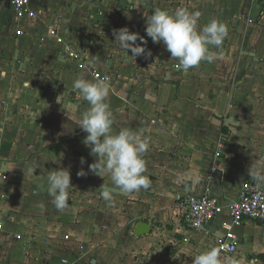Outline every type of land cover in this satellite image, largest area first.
Listing matches in <instances>:
<instances>
[{"label":"crops","instance_id":"1","mask_svg":"<svg viewBox=\"0 0 264 264\" xmlns=\"http://www.w3.org/2000/svg\"><path fill=\"white\" fill-rule=\"evenodd\" d=\"M159 2V9L175 13L166 2ZM187 9L199 13L198 30L213 19L227 26L228 35L222 45L208 46L213 60L182 71L174 67L178 61L169 52V56L158 53L161 59L155 57V62L134 73L130 71L131 64L109 56L113 53L112 47L104 44L106 38L97 37L99 42L93 48L73 44V39L81 40L88 32L91 36L110 32L115 11L123 26L120 29L126 27L130 31L137 27L135 32L147 41L142 46L150 51L152 40L146 35L143 18L127 15L112 0H31L32 14L22 19L17 18L10 0H0L1 25L18 43L26 39L33 42L27 49L17 51L0 48V222L6 224L0 264H22L17 253L22 245L44 246L40 249L43 251L30 255L38 259L37 263L45 264L55 250L57 256L48 264H83L88 260L82 252L78 257L75 254L79 245L85 246L78 232L79 218L86 216L85 211L79 213L74 207L58 210L47 181L49 172L55 170L57 157L61 158L65 150L86 148L83 141L87 133L79 128V120L90 105L73 87V81L81 75L93 82L107 76L113 132L123 128L140 131L149 143L143 158L150 187L132 194L117 190L111 202L105 201L98 191L100 199L92 210L102 228L121 229L122 251L129 247L137 251L130 264H193L195 256L216 247V240L227 230L240 240L235 264H264V224L245 221L234 225L226 210L207 230L190 232L182 228L178 207H170L164 214L163 204L174 195L207 194L226 204L237 201L244 185L251 182L249 167L264 159V1L252 4L249 0H187ZM50 27L62 39L60 44L50 36ZM18 30L22 31L21 36L16 34ZM46 42L61 46L46 47ZM154 44L155 51L166 54L163 43ZM8 52H16L17 57L10 64L3 62V55ZM103 54L109 55L100 58ZM25 57L28 68L22 69ZM19 68L24 73L20 74ZM11 69L15 75L8 74ZM35 70L39 71L34 74ZM39 85L48 87V99L42 96L40 101H31L25 95L19 97L21 87L27 90L26 94L29 87ZM64 86L72 87V99L65 96ZM51 87L57 89L49 93ZM151 100L169 109L144 108ZM198 103L207 106L194 109ZM6 118L11 122H5ZM18 118L22 120L16 124L14 119ZM153 118H168L170 122L162 127L160 123L166 122ZM212 119L219 125H212ZM64 122L75 130L70 137ZM2 141L11 145L8 156L2 153ZM193 169L200 173L198 184L177 182L178 176ZM95 176L96 183L101 181L99 184L103 185V178ZM117 198L130 201L117 202ZM117 204L120 213H112ZM66 214L74 218L71 225L60 222ZM140 222L149 223L151 232L136 237L134 231ZM217 232L221 233L219 238ZM52 240L57 244L49 247ZM112 254L114 251L110 253L114 258ZM223 258V264H232ZM108 262L115 264L114 259ZM93 263L102 261L93 259Z\"/></svg>","mask_w":264,"mask_h":264},{"label":"clouds","instance_id":"2","mask_svg":"<svg viewBox=\"0 0 264 264\" xmlns=\"http://www.w3.org/2000/svg\"><path fill=\"white\" fill-rule=\"evenodd\" d=\"M199 13H191L186 8H180L170 14L166 10L157 9L146 17V35L153 43H163L171 58L177 60L175 68L182 71L197 66L201 61L211 62L214 54L209 51V45L219 48L228 35L227 26L218 20H211L206 26L197 29ZM115 41L124 51L132 53V58L152 54L146 50L147 41L138 33L130 32L128 28L114 30ZM139 41V43H137ZM73 87L79 91L90 108L82 114L79 128L87 133L83 143L95 156L96 162L89 165V170L101 178L110 176L113 187L102 186V198L111 202L113 194L119 190L132 194L150 187V179L144 175L146 162L144 153L149 148L148 140L143 132L128 128L113 132V114L107 103L111 85L105 76L99 81H90L83 75L73 81ZM83 164V159L81 160ZM79 176L86 173L81 170ZM250 180L256 185L264 186V159H260L248 169ZM178 183L198 184L200 173L195 169L187 171L177 178ZM48 191L53 196V203L58 210L66 207L71 185L70 171L59 169L50 171L47 176ZM219 238L220 232L216 233ZM193 264H223L220 250L216 247L195 256ZM235 264V262H232Z\"/></svg>","mask_w":264,"mask_h":264},{"label":"rangeland","instance_id":"3","mask_svg":"<svg viewBox=\"0 0 264 264\" xmlns=\"http://www.w3.org/2000/svg\"><path fill=\"white\" fill-rule=\"evenodd\" d=\"M114 2V5L116 6V8H118L119 10H122L124 13H126L127 15H135L137 17L143 18V24L146 23V17L151 15L155 10L159 9L158 8V3L159 0H112ZM162 2H166V4L168 3L165 0H162ZM168 5V4H167ZM166 5V6H167ZM165 6V7H166ZM167 8V7H166ZM119 10H116L117 12ZM169 12V9H168ZM114 18V21H111V28H110V32L106 33V34H97L98 36H91L88 32L85 36L82 37V39H73L74 43L76 46L81 47V45L83 46H91L93 48V46L99 42V40L97 39V37H101V38H106L105 41V45L106 47H112L111 52L113 54L109 55V54H103L100 55V58H106L109 56L114 57L115 59H117L120 63H128L132 65V68L130 69L131 72L137 73L139 70H141V67L144 65H147L151 62H155L152 61V59H154L155 57H158L157 54L159 53L161 56L162 55H170L168 54L166 49H163L162 51L166 52L161 54V52H157L154 49L156 48V45L152 42V44H149L148 49H150L151 52V56L147 57V56H140V57H136L135 59L132 58V53L130 52V50L128 52L124 51L123 49L120 48L119 46V42L115 41V37L113 35V31L114 30H119L120 27L122 26V23L120 21H118L117 17H116V12L114 11V14L112 16ZM87 28V27H85ZM90 29V28H89ZM134 29H137V27ZM130 30L131 32H135V30ZM97 30V29H95ZM93 31V30H92ZM98 31V30H97ZM103 32H106V30H102ZM9 31L6 30V28L4 27V25H1L0 23V48H4V49H13L17 51V48L20 49H27L28 46H32L33 42H29L27 39L22 40L18 43L17 39H15L9 32V36H7ZM100 33V32H99ZM136 33V32H135ZM105 35V36H104ZM113 35V36H111ZM108 38V39H107ZM71 40V39H70ZM137 43H139L137 41ZM162 43V42H161ZM161 43H157L159 45H161ZM44 45H46V47H52L55 48V46H61V45H56L55 43H50V42H46ZM15 48V49H14ZM8 54V55H6ZM16 52L13 53H5L3 56V62L5 61L7 64H10L12 62L15 61V59L17 57H15ZM11 56H13V58H10ZM27 57V55H26ZM25 58H23V63H25V66L22 67V69H27L28 68V63H26L25 60H27ZM144 58H146V60H144ZM157 59H161V58H157ZM156 59V60H157ZM28 61V60H27ZM146 61V62H145ZM12 68V67H10ZM21 68L18 69L19 73L22 74L24 73ZM39 70H35L32 71L34 74L37 73ZM129 71V70H128ZM31 72V73H32ZM9 75H15V71L14 70H10L8 72ZM18 74V75H20ZM20 77V76H19ZM22 79V78H20ZM42 88L44 90V92L40 89ZM51 92L49 93H53V91H55V87H51ZM64 89L67 91V94L65 96H67L68 98H73L72 96V87L70 86H64ZM22 90L19 94L20 95H25L29 98V100L31 101H37L39 99H42V96L44 97L43 99H48L47 95L48 94V87H44L43 85H39L38 87H29L28 92L26 94H24L27 90H24L22 87ZM15 93V92H14ZM17 94V91H16ZM23 99H20L19 101H21ZM40 101V100H39ZM4 105V104H3ZM195 108L197 109V106H200V108H204L207 105H201L200 103H198V105L195 104ZM146 109H149L151 111H162V109H169V106L163 105V106H159L157 102L154 101H150V102H146L145 103V107ZM165 111V110H163ZM184 117V116H183ZM21 118H18L17 120L14 119L15 123L18 124ZM168 119V118H167ZM166 118L164 119H158V118H153V120L158 121H165L166 123L163 124L162 122L160 123V125L162 127H167V122H170V119L167 120ZM7 123L11 122L10 118H6L5 119ZM22 120V119H21ZM148 120V119H147ZM216 121L212 119V125H219L218 123H215ZM65 124H63L64 126L67 127L68 129V137L72 136L73 133L75 132V130L73 129L72 126H70L69 123L64 122ZM182 123H186V118H182ZM163 124V125H162ZM177 125L179 123H176ZM85 148V147H83ZM80 148L79 149H74V148H68L66 151V153H64L61 158H59V156L57 157L59 160L56 161V165H55V170H59L61 168L63 169H67L70 171V175H71V185L73 187V189L70 190V194H69V199L67 202V205L65 208H69V207H74L75 209H77L76 211L80 213V211H85L84 213H86V216L84 217H80L79 218V223H78V232L80 233L82 240L85 243V246H78L77 248V257L82 255V253H84V256H86V262H84L83 264H92V260H101L102 263L101 264H109V260L110 259H114L115 264H130V262L132 261L133 257H134V253H136L137 251L133 248L131 250V247H129L126 251H122V247L120 244V240H122V234L123 232L121 231V229H117L114 228L112 230L110 229H105L102 228L103 224H99V222L96 219V213H94L92 210L95 209V203L98 199H100V196L98 195V191L99 194H101V192L103 191V187L102 186H109L112 184L111 179H109L107 181V178L110 177H103V185H100L99 181L98 183H96L95 178L96 176L89 170V165L93 164V162H96L95 159H97L95 156H92L90 154V150L88 147H86L85 149ZM2 151L7 152L8 151V146H4ZM93 157V158H92ZM83 159L84 163H81V160ZM93 159V160H92ZM81 170H83L86 175L85 176H79L78 172H80ZM41 172V169L39 170ZM93 176V177H92ZM95 176V177H94ZM166 179V178H165ZM105 180V181H104ZM99 186V188L97 189V187ZM178 197H181L180 195H174L172 197L167 198V202H165L163 204V210H164V214L166 215L168 213V209L170 207H178L180 209V205L178 203ZM117 200V202H123L125 200L130 201L129 199H120L117 198L115 199ZM153 201H157L159 202L158 199H152ZM135 200H131V202H133ZM140 202V199L138 200ZM81 212V213H82ZM112 213L116 212V213H120V207L117 205H115L113 207V210L111 211ZM182 212L180 210L179 214H177L178 218L180 219L182 216ZM149 217V215H148ZM61 221L60 222H67L70 223L69 225H71V220H73V217L68 216L67 214L64 215L63 217L60 218ZM154 222V220H153ZM7 223V222H6ZM6 226V224H5ZM70 227V226H69ZM68 227V228H69ZM182 228L185 230L184 227V223L182 222ZM65 231V230H63ZM58 241V240H57ZM103 241L108 242L107 244H102ZM119 241V242H118ZM59 242V241H58ZM55 244H57L56 241H53L51 243H49V247L54 246ZM63 246H70V244H62ZM68 246V247H69ZM44 248V246L39 247H32V246H26V245H22V247H19V251H17V253H19L20 256V261L23 262L22 264H33V258L30 256L31 254H37L38 251L41 248ZM100 247V248H98ZM84 248V251H82V249ZM110 249V250H109ZM44 250V249H43ZM40 250V251H43ZM109 250V251H108ZM56 251V252H55ZM54 252H51L49 255L50 257L48 258V261L51 258H54V255L57 256V250H55ZM114 251V258H112V256H110V253ZM59 252V251H58ZM82 252V253H81ZM62 254V252H61ZM109 255V256H108ZM223 258V257H221ZM236 256L232 255L230 257H224L223 259L229 263H232L235 261ZM38 259H35L34 261H36L34 264H43V262L41 263H37ZM48 261H46V263L48 264ZM53 261V259H52ZM45 263V264H46ZM54 264V263H52ZM95 264V263H93ZM98 264V263H96ZM133 264V263H132Z\"/></svg>","mask_w":264,"mask_h":264},{"label":"built area","instance_id":"4","mask_svg":"<svg viewBox=\"0 0 264 264\" xmlns=\"http://www.w3.org/2000/svg\"><path fill=\"white\" fill-rule=\"evenodd\" d=\"M165 1H167L168 6L174 10L180 8L187 9V0ZM249 1L252 4H259L264 0ZM10 2L18 19L32 14L30 10L31 0H10ZM16 34L21 36L22 31L18 30ZM49 34L59 44L62 42V39L53 27L49 28ZM178 203L182 212L181 216L185 230L190 232L207 230L210 224L218 219L226 210L234 225H241L245 221H254L264 224V186L256 185L252 181L244 185L239 199L229 204H226V202L216 196L207 194L201 196H181L178 197ZM5 230V224L0 222V245H2L5 240ZM15 237L18 239L22 238L20 235H16ZM239 244V238L229 230L216 240V248L220 250L221 257H230L234 255L238 250ZM63 263L65 264V261H63Z\"/></svg>","mask_w":264,"mask_h":264},{"label":"water","instance_id":"5","mask_svg":"<svg viewBox=\"0 0 264 264\" xmlns=\"http://www.w3.org/2000/svg\"><path fill=\"white\" fill-rule=\"evenodd\" d=\"M151 232V225L147 222H140L134 231V236L142 237Z\"/></svg>","mask_w":264,"mask_h":264},{"label":"trees","instance_id":"6","mask_svg":"<svg viewBox=\"0 0 264 264\" xmlns=\"http://www.w3.org/2000/svg\"><path fill=\"white\" fill-rule=\"evenodd\" d=\"M1 145H2L1 149H3V146H8V151L7 152H2L4 156H8V154L10 153V149H11L10 143L2 141Z\"/></svg>","mask_w":264,"mask_h":264}]
</instances>
